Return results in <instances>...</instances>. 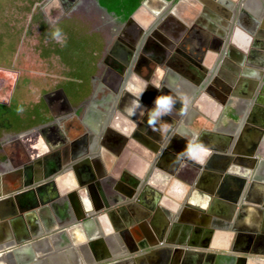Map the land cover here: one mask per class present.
Instances as JSON below:
<instances>
[{"label": "crops", "instance_id": "0c3cea01", "mask_svg": "<svg viewBox=\"0 0 264 264\" xmlns=\"http://www.w3.org/2000/svg\"><path fill=\"white\" fill-rule=\"evenodd\" d=\"M254 1L258 2L252 0L250 7L246 1L244 3L249 10L258 13L260 5L253 10ZM210 53L214 57L212 60L216 59L215 67L207 69V62L202 63L207 75L198 86L182 75L173 74L175 84L171 90L188 100L186 106L181 105L184 108L181 113L173 110L177 124L163 130L164 123H161L158 125L161 132L149 126L141 130L143 138L154 144V137L165 134L157 143L160 150L153 161L142 156L144 144L141 140L129 146L122 131L110 126L116 116L126 124L129 116L124 112L114 113L110 106L103 113L102 125L92 127L88 118L96 111L92 98L83 107L82 132L67 137L59 120L67 116L79 119L71 111L53 112L55 119L51 120L46 96L51 92L45 89V83L34 79L36 82L29 87L38 100H35L37 97L28 100L32 106L28 107L26 116L13 114L17 122L20 121L16 125L8 130L0 128V190L3 196L9 193L14 199L16 195L13 194L21 185L27 187L23 194H18V203L14 201L16 215L0 222V264H214L215 259L210 262L207 257L209 253L216 257H232V261L222 264H264V199L260 196L264 193V158L255 160L245 176L239 170L250 163H243L239 158L225 163L210 155L201 164L171 157L175 156L179 145L183 148L194 143L200 131L210 132L203 129L193 133L192 128L184 125L190 116L198 115L199 109L204 110V105L216 107L204 91L207 84L224 71L220 63L225 49ZM241 54L245 59V52ZM245 62L243 60L241 65L245 66ZM241 65L236 67L239 69ZM3 71L6 74L0 75V117L5 114L3 108L11 112L8 107L13 96L11 87L19 76L14 68ZM18 71L20 74L22 70ZM35 106H39L38 112L31 114ZM29 114L35 117H30L25 124L23 119ZM178 127L185 128L189 137ZM245 127L235 131L229 156L234 157L232 150L237 147ZM108 132L121 141H106ZM242 141V148L247 150L250 147L248 138ZM108 142L110 145L106 144ZM77 146L79 149L73 157L71 152L74 153ZM110 148L114 160L107 163L106 154L110 153ZM119 151L123 152L122 157L118 156ZM163 151L168 155L165 164L160 162ZM246 153L243 155L247 156ZM168 167H173V171L163 170ZM113 169L117 175L125 173L123 177L130 179L132 176L137 182L120 180L112 174ZM154 169L168 174L163 187L154 186L152 180H160L152 179ZM82 180L87 182L82 183ZM47 181L50 185L42 187ZM144 189L151 193H145ZM38 194L51 200L40 205ZM54 196H58V200L55 197L52 201ZM4 206H0V210ZM17 215L22 217L18 228L29 235L22 242L15 239L12 228V221L18 220ZM87 223L92 230L89 236ZM175 249L181 251L180 255Z\"/></svg>", "mask_w": 264, "mask_h": 264}, {"label": "flooded vegetation", "instance_id": "af4514ba", "mask_svg": "<svg viewBox=\"0 0 264 264\" xmlns=\"http://www.w3.org/2000/svg\"><path fill=\"white\" fill-rule=\"evenodd\" d=\"M247 1L245 3L249 6L252 0ZM259 1L263 2V8L260 11L261 14L256 17L241 8L235 13L232 12L235 4L233 0H145L144 9L146 11L142 8L136 17L129 19L132 13L127 19L122 20L102 7L105 12L99 11L91 0L85 1L82 8L77 7L78 3L76 4L75 0H52L42 10L43 16L46 17L43 19L45 28H48L49 32L54 30L53 26L61 28L66 21L72 20V14L81 13L91 22L87 35L94 42L101 43L102 50L99 59H96L92 74L88 77L87 94L76 103L67 98L68 106L58 93L59 89L50 91L47 97V110H50L52 114L53 112L69 113L72 111L74 117L80 121L76 120L78 124L82 125L84 104L92 98L96 111H93L94 113L88 118L91 120L92 127H100L103 123L105 109L113 106L114 113L121 111L129 116L128 125L116 116L110 126L126 132L127 134H123H126L127 143L130 146L136 142L135 140L143 138L140 132L148 126L145 109L136 108L141 90L145 88L139 97L140 103L146 109H151L158 95L170 93L177 96L171 90L175 84L173 76L175 73L190 79L189 82L192 85L198 86L200 81L206 77V73L201 68L202 63L205 62V56L207 57L211 50L223 48L229 55L225 56L228 65L223 67V72L227 75L223 78L220 75L214 77L204 91L212 98L216 107L214 109V106L204 105V110H198V115L200 114L204 121L212 123L211 128L208 129L210 132L201 133L200 131L196 134L194 142L198 140L210 149L229 150L235 131L241 126L244 127L245 124V131L243 130L241 136L248 138L247 143L250 147L247 150L242 148L241 143L243 146L244 143L240 136L239 143L232 150V154L234 160L239 158L240 161H244L243 163H250L243 170H239V173L247 176L255 160L264 158V92L256 91V85H252V81L257 79V75L256 78L251 75L253 72L256 74L258 71L263 72L261 82L264 84V58L250 52L259 46V50L263 51L262 55H264V0ZM253 4V10H257L260 4L255 1ZM233 47L245 52L246 58L243 59L241 52L234 50ZM233 51L236 54L232 53ZM133 52L136 54L132 55ZM243 60L244 62L246 60L245 66L241 65ZM236 65H241V68L238 69ZM95 94H99L98 99H95ZM175 107V112L181 113L184 110L179 101ZM133 109L136 111L135 115L131 114ZM170 115L171 117L164 116L162 119L168 123L169 127H174L177 120H174L173 112ZM194 117V115L190 116L184 125L190 126ZM67 127L74 128L71 124L66 126V129H69ZM178 129L185 132L183 130L185 128L178 127ZM184 134L189 137L187 132ZM115 138L118 140L117 136L109 132L105 137L109 142H115ZM109 142L106 144L110 145ZM157 143L153 147L150 145L148 147L159 148ZM186 146L182 148L181 144L176 147L175 156L171 157L176 159L185 152ZM147 148L145 145L141 147L144 155H147L145 153L149 151ZM78 149V146L74 148V153L72 150L73 157ZM109 152L106 154L107 163L111 159L114 160L111 154L112 149ZM245 152L247 156L243 155ZM122 154L123 152L119 151L118 156L122 157ZM215 154L218 156L212 158L223 159L225 163L229 161L227 155L230 154H224L225 156L222 153ZM160 157L162 158L160 162L165 164L167 161L164 160L168 159L166 152L163 151ZM163 170L173 171V167ZM155 171L151 173L152 179L157 177L160 180H152V182L154 186L158 184L157 187H163L168 180V174ZM111 172L123 178L122 173L117 175L114 169ZM129 178H126V182H137L134 177ZM81 182L84 183L87 180ZM144 192L151 193L147 189H144ZM260 196L264 199V193ZM55 197L58 200L59 197L54 196L52 201ZM25 217L29 216L25 215ZM17 218L18 220L12 221L13 233L15 239L22 242L29 235L18 228L20 226L18 221H21L22 217L17 215ZM85 227L86 234L89 236L92 232L91 225L87 223Z\"/></svg>", "mask_w": 264, "mask_h": 264}, {"label": "rangeland", "instance_id": "374dc122", "mask_svg": "<svg viewBox=\"0 0 264 264\" xmlns=\"http://www.w3.org/2000/svg\"><path fill=\"white\" fill-rule=\"evenodd\" d=\"M47 3V0H0V69L2 71L0 75L4 76L6 73L3 70L7 68H14L16 75H19L14 83H11L13 96L8 106L11 107V112H6L1 116L3 118L0 117V121L5 119L8 122L5 124L13 126V124L16 125L20 122H17V118L13 115L14 113L18 114V107H23L25 116L28 114V107L32 106L28 100L33 97L29 86L36 82L35 78L45 83L44 87L47 91L62 90L67 98L72 97L73 93L71 94V92L77 90L73 85L74 83L71 82L72 76H76L77 69L66 68L58 59L59 57L53 53L57 49L54 45L56 41L51 39V32L43 24L45 16H43L41 9L44 5L48 6ZM71 18L73 21L75 19L80 20L86 29L85 33L88 32L91 25L88 17L78 13L72 14ZM144 18H146L145 15ZM95 43L98 44V41ZM18 70H22L20 74ZM94 97L98 99L99 94H95ZM35 100H38V97ZM15 104L17 106L14 108ZM38 109L39 106H35L34 110H30L31 114H36ZM47 111L49 112V110ZM32 116L23 119L25 124H28L27 120ZM58 123L65 129L66 136L70 138L82 132L83 129V126L79 125V122L72 116L61 118ZM68 124L74 128L67 127L69 129H66ZM211 124L209 121H204L201 116L196 115L188 128H192L193 133H197L203 129H210Z\"/></svg>", "mask_w": 264, "mask_h": 264}, {"label": "trees", "instance_id": "16d2710c", "mask_svg": "<svg viewBox=\"0 0 264 264\" xmlns=\"http://www.w3.org/2000/svg\"><path fill=\"white\" fill-rule=\"evenodd\" d=\"M97 1L100 7L104 8L108 13H114L122 20L127 19L142 2V0ZM61 29L67 37V43L66 46L63 47H60L58 43L54 44L57 49L54 50L53 53L59 57L58 59H60L61 63L65 65L66 68L77 69L76 76H72L71 80L77 90L74 88L75 92H71L73 96L68 97L73 103H76L87 94L88 77L95 68L96 59L99 57L102 50V44L95 43L94 40L85 33L86 29L80 20L75 19L74 21H66ZM50 52H52V50H50ZM92 56L95 57V59H93ZM73 85L71 84V86ZM2 111L6 113L8 110L3 108ZM5 123L8 122L2 119V121H0V128L6 130L10 129L12 125Z\"/></svg>", "mask_w": 264, "mask_h": 264}, {"label": "water", "instance_id": "95a60500", "mask_svg": "<svg viewBox=\"0 0 264 264\" xmlns=\"http://www.w3.org/2000/svg\"><path fill=\"white\" fill-rule=\"evenodd\" d=\"M52 0H47V2L48 3H50ZM87 1V0H86ZM90 1V0H89ZM92 1V3L94 4V6H96V8L99 10V11H101V12H105V10L104 9H102L100 6H99V4H98V2L96 1V0H91ZM145 1V0H144ZM144 1H142L141 2V4L139 5V7L133 12V14L130 16V18L129 19H132V18H134V17H136V14H138L139 12H140V10H142V8L144 9ZM235 1V2H234ZM246 0H233V2L235 3L234 4V9L233 10H237V9H239V8H241L242 10H245V11H248L249 13H251V14H253L254 16H256V17H258V15H260L261 13H260V11H261V9L263 8L262 7V3L263 2H260L259 0H257L259 3H260V7H259V12L258 13H256V12H252L251 10H249L247 7H245L244 6V2H245ZM75 2H76V4H77V7L79 6V7H81L82 8V5H84V3H85V0H75ZM232 2V3H233ZM168 4H171L170 2H167ZM66 10V12H67V9H65ZM145 10V9H144ZM146 11V10H145ZM263 16H264V10H263ZM263 24H264V21H263ZM259 47V46H258ZM257 47V49L258 50H252V51H250L251 52V54H259V56H263V58H264V55H262L263 54V51H260L259 50V48ZM241 52H243L242 50H240ZM232 53H235V51H233ZM246 53H247V51H246ZM261 53V54H260ZM136 53L135 52H133L132 53V55H135ZM236 54V53H235ZM209 56H210V58H212L213 56H212V53H210L209 52ZM224 56H226V57H228L229 55L227 54V53H224ZM226 57H224V59H223V61H222V63H220L221 64V66L222 67H224V66H226V65H228V63H227V61H226ZM230 58H231V56H230ZM233 58V57H232ZM212 62H211V64L209 63V64H207V66L205 65V67L208 69V68H210L211 66H214V64L216 63V59L213 61V60H211ZM202 68V67H201ZM206 69V70H207ZM202 70H204V68H202ZM206 70H204V73H206L205 71ZM223 72V71H222ZM263 75V72H261V71H258V73H257V79H261V76ZM255 76H254V78H256ZM208 79V78H207ZM190 80V79H189ZM260 91H262V92H264V84H262V87H261V89H260ZM63 91L62 90H59L58 91V93H60V96L62 97V99H63V101H64V103H65V105H68L69 106V102H68V99H67V97L62 93ZM47 97L49 96V94L48 95H46ZM44 99L46 100L47 98L46 97H44ZM49 113H50V118H51V120H54L55 118H54V115L51 113V111L49 110ZM242 121V120H241ZM127 123H128V120H127ZM126 123V124H127ZM128 125V124H127ZM244 126H245V124H244ZM121 131V130H120ZM122 133H126V132H122ZM127 134V133H126ZM125 134V135H126ZM163 136L165 135V134H162ZM116 139V138H115ZM154 139V141H156V142H158V143H160L159 142V139H161L160 137H158V138H156V137H154L153 138ZM243 139V137L241 136V140ZM119 140H120V138L118 137V142H119ZM142 142H143V144L146 146V148L148 147V145H150V146H154V143H152L150 140H147V139H145V138H142V139H140ZM148 147L147 148V150H149L148 151V153L146 152L145 154H147V155H144L143 154V151L141 152V154L143 155V157L147 160V161H153V159L154 158H156V156H157V150H160L158 147H154V148H152V147ZM158 148V149H157ZM118 149V148H117ZM210 149V148H209ZM245 150V149H244ZM210 151H211V155H212V157L214 156V157H216V156H218L217 154H215V153H222V155L223 156H225L224 154H228V152H229V150H226V151H221V149H219V150H217V149H210ZM228 157V159L227 160H232L233 159V157H229V155H227ZM155 171V169L153 170V172ZM155 172H157V171H155ZM122 174H124L125 175V173H122ZM126 176H124L123 178H121L120 177V180H122V181H125L126 182ZM50 184H49V181H47L46 182V184H41V186L42 187H47V186H49ZM25 189H27V187L25 186V184H23V185H21V187L17 190L18 192L17 193H15V194H13V196L14 195H16L15 197H14V199H12V197L10 196L11 194H7V195H4L3 196V194H2V192H1V190H0V206H4L3 207V210H0V222H5L6 220H10V218L12 217V216H15L16 215V212H15V209H14V201L16 200V203H18V201H17V198L19 197V195H21V194H23L24 193V190ZM35 189L36 190H39L40 188H37V187H35ZM27 192V191H26ZM29 193H32V191H28ZM27 192V193H28ZM20 193V194H19ZM19 194V195H18ZM2 196V197H1ZM38 196L40 197L39 198V201H40V205L41 204H44L45 203V201L48 199V198H46V199H43L42 197H41V195L40 194H38ZM116 195H113L112 197H115ZM116 197H118V196H116ZM118 199H120L119 197H118ZM48 200H51V198L50 199H48ZM47 200V201H48ZM34 206H36V205H34ZM230 206V205H229ZM105 207H106V205H105ZM231 208V207H230ZM232 209V208H231ZM67 217L68 218H71V215L70 214H67ZM172 252V251H171ZM175 252L178 254V255H180V253L179 252H181V251H177L176 249H175ZM210 254V256H207L208 257V259H209V261L211 262V260L212 259H215V263L214 264H222V262L223 261H232L233 259H232V257H227V258H224V257H220L219 255H217V257H216V254H213V253H209ZM231 258V259H230ZM209 262V263H210ZM194 264V263H193Z\"/></svg>", "mask_w": 264, "mask_h": 264}, {"label": "clouds", "instance_id": "9594fccd", "mask_svg": "<svg viewBox=\"0 0 264 264\" xmlns=\"http://www.w3.org/2000/svg\"><path fill=\"white\" fill-rule=\"evenodd\" d=\"M53 29L50 33L51 39L55 40L56 43L61 45V47L66 46L67 43V37L64 34L63 30L60 27L53 26ZM251 39V38H249ZM252 76H256L257 74L253 72L251 74ZM157 88L159 86L155 85ZM145 89V88H144ZM143 89V90H144ZM143 90L139 93V97L142 95ZM139 97L137 100L136 108H143L145 109V114L147 115V124L150 128H152L153 131L161 132L162 129L158 126L161 123H164V129L167 130L169 125L167 122H165L162 118L164 116H169L173 110L176 108L175 105L177 101L180 102L181 105L186 106L188 103V100L186 97L180 98L173 94H161L158 95L154 100V105L151 109H146L139 101ZM24 109L23 107H18L17 112L23 113ZM132 115L136 114L135 109H133ZM170 142V141H169ZM211 155L210 149L204 145L202 142H199L198 140L194 143H189L186 146V151L181 153L177 160H180L182 158H186L195 162H199L203 164L205 162V158Z\"/></svg>", "mask_w": 264, "mask_h": 264}, {"label": "bare ground", "instance_id": "6f19581e", "mask_svg": "<svg viewBox=\"0 0 264 264\" xmlns=\"http://www.w3.org/2000/svg\"><path fill=\"white\" fill-rule=\"evenodd\" d=\"M208 59V60H207ZM212 58H210V56L208 55L207 57L205 56V62H209L210 63V60H211ZM213 67H215V66H211L210 68L212 69ZM211 69H210V71H211ZM206 75H207V71H206ZM219 75L220 76H222V77H224V76H226L227 74L226 73H224V72H219ZM247 80V79H246ZM260 79H256L255 81H252V85H256V91H257V89H258V87L260 88V85H261V81H259ZM258 81V82H257ZM253 87V86H252Z\"/></svg>", "mask_w": 264, "mask_h": 264}]
</instances>
